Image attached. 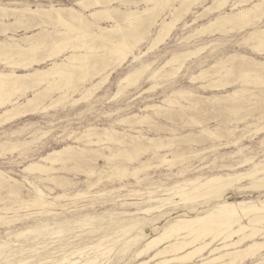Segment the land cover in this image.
Masks as SVG:
<instances>
[{
    "label": "rangeland",
    "instance_id": "374dc122",
    "mask_svg": "<svg viewBox=\"0 0 264 264\" xmlns=\"http://www.w3.org/2000/svg\"><path fill=\"white\" fill-rule=\"evenodd\" d=\"M184 1L176 0L173 3H170V0H154L152 2L145 0L113 1L110 6L106 7L118 9V13L112 12L111 15L118 18L123 27V31L119 34L114 35L113 32L107 34L108 37L106 39L113 38V41H117L122 35L128 34L127 22L124 21L120 11L138 10L142 12L153 6V10L150 12L152 18L148 24L154 22V25L147 30L146 24L132 33L133 35L144 34L145 37L134 49L133 53L135 55L140 52L146 53L141 55V58L137 61H133L132 55H128L129 57L127 56L128 58L117 67L116 56L110 55V46L103 40H91L89 45L94 50L90 53L96 52L95 56L88 60L85 69L74 71L76 80L75 78L71 80L67 77L48 78L47 81L40 84L37 88L43 98L41 97V102L37 106L38 110L34 111L35 113L18 116L4 125H0V147L2 148V150L0 149V172L18 182L15 187L19 190L17 197L9 196L11 199L7 197L8 195L4 190H0V216L2 217L0 219V244L5 243L7 246L0 249V264H5L4 259L6 256L8 257V254L9 256L12 254V252L9 253L11 249L13 250V255L10 258L13 259V263L26 261V264H40L39 261L43 260L46 264H53V262L60 260L62 257L73 253L70 257L80 261L97 255V262L94 264H139L148 260L149 254L146 255L147 257L143 255L135 258L136 252L144 246L147 240L157 236L161 227L170 223L175 217L194 216L214 205V201L210 200L209 202H202L203 204L201 205L188 204L183 206V204H180L166 214H161L163 212L139 214L137 206L145 208L149 205L148 202L141 200L146 196V193L155 192L156 194H162L165 191L164 188L167 189L174 182L193 180L198 176L205 178L215 174H231L234 171H244L250 167L249 164H240L246 159H250L251 162L254 160V162H259L264 159V72H257V69L253 66L255 61L264 62V44H260L250 38L252 30L264 29V15H262L264 6L246 20L232 26L230 30L222 29L212 34L199 36L195 33L196 29L207 25L217 12L204 10V7L212 5V0L196 3L191 6L190 13L188 12L179 24L173 28L174 30L171 31V35L166 41L148 50L150 40L155 34L158 25L162 20H167L169 12L174 10V7H179ZM233 1L229 0L220 12L230 13V5ZM76 2L77 0H0V8H10L16 3L15 5L19 8L29 7L35 10L46 8L51 3L55 8L73 7L78 10L80 8H78ZM244 5L251 6L252 4L251 2L249 4L247 0ZM92 9L83 10L84 16H88ZM198 15L200 16L198 17ZM14 17L9 16L2 21L4 24H10L5 34H1L5 29L3 28L5 25L0 24V40H6L8 36L14 38L28 36L30 38L27 41L34 38L32 41H36L39 44L42 41L43 44L47 40L49 41L48 38L42 37L45 29L53 30L52 25L46 24L48 22L46 18L38 21L39 25L32 27L27 22L15 24ZM195 18L197 19L193 22ZM94 22V32H98V27H110L113 25V20L104 16L98 17ZM184 23L188 24V26H184ZM54 28L57 30L61 29L59 25ZM69 35L71 36V34ZM61 36H54V39ZM63 38L64 36L56 40L59 41ZM72 42V44H78L76 40ZM48 49L39 48L35 51L36 53L31 54L39 59L49 53L47 52ZM185 51L193 52V54L188 55L187 60L179 71H174V66L177 65V62L165 65L172 56ZM232 56H235L234 60L224 63V61L231 59ZM7 58L21 60L27 58V56L6 57L0 55V71L8 69L2 63ZM49 63L46 62L40 67H48ZM142 65L147 67L139 71L138 69ZM230 66L232 68H229ZM204 70L209 72L208 77H197L191 80L192 76H196ZM16 72L21 74L26 72V70L16 69ZM108 72H111L110 77L104 81ZM134 72L132 79L135 80L133 82L128 85L126 83L120 84L127 75ZM154 73L155 75L153 76ZM79 77L86 78L80 81ZM211 79L213 83H211L210 87L202 88L200 86L202 83H209L212 81ZM97 83H99V87L95 91H92V93L86 91L91 85ZM103 83L104 85H101ZM55 84L56 86H54ZM0 85H2L1 81ZM44 88L49 89L48 92L44 91ZM0 90H2L1 86ZM233 91L237 93L231 98H227V94ZM31 94L32 91L29 89L25 95L29 96ZM24 98L25 96H21L19 92H11L8 95V100L10 101L17 99L19 102H23ZM83 103L87 105L85 106ZM7 104L9 105V103ZM21 131L22 133H20ZM42 132L43 134H41ZM48 132L50 133L48 134ZM105 132L113 135L116 140L119 139L117 142L120 143H113V139L110 142L102 140V144L100 142L96 144L97 135L99 139H104L103 134ZM135 137L136 139H134ZM3 138L5 139L3 140ZM88 138L97 146L93 143L90 145ZM149 140H156L162 143L163 146L150 149ZM5 142L6 144H4ZM15 144L18 148H14ZM69 146L72 147L73 153L76 155L81 153L84 157L77 161L64 159L63 163L54 164L52 166L54 170L51 171L55 174L49 171L47 172L48 174L45 173L47 176L44 173L35 174L33 172V174L29 173V175L23 171L25 166L34 163L46 164L45 166L50 167L48 162L44 163L41 159L54 151ZM24 147L25 149H23ZM25 150L27 151L25 152ZM153 152L155 155H153ZM119 153L120 155H118ZM138 154L141 155L137 156ZM129 155L134 156L131 161L127 158ZM164 155L168 160L176 155L182 156L183 159L171 167L159 165L155 168L158 165V158L156 157ZM123 156L126 157L124 158ZM152 161L153 164H151ZM141 164L149 165L150 167L147 171L138 173L139 183L132 179L131 174L133 169ZM72 168L74 172H72ZM120 168H123L125 172L121 176H117V170ZM181 168L186 170L184 174L175 176L174 174ZM55 169H58V171ZM101 171L104 172L102 173ZM40 174L44 176L41 177ZM99 174L104 177H101V175L99 177ZM114 176L116 178H112ZM25 177L44 193L46 200H52L53 205L50 207H54L53 209L50 207L48 209L28 208L25 209L26 212L23 209L17 213H12L13 202L19 199L28 200L26 198H29L30 193L33 191V188L25 182ZM50 178H54V181L50 180ZM62 179L65 183L61 182ZM85 181L89 185H86ZM61 184L64 186L62 187ZM76 193L86 194L81 197H75ZM62 194H65L67 198H61L60 201L57 199L58 202L55 200L56 204L54 197ZM227 194L234 195V192L230 190ZM74 197L77 199H74ZM254 197L255 195H237L234 198L239 200L243 198L254 199ZM10 202L12 205H10ZM121 203H127V207L121 206ZM142 203L145 204L142 205ZM5 204L8 205L6 206ZM16 219L21 221L18 222ZM5 220H10L11 222L5 224ZM17 234H22V236L16 238L15 235ZM94 246H96V249ZM260 255H262L261 258L259 257ZM260 255L257 256L259 261L264 258V252H261ZM204 256H208V253H204ZM198 260L199 258H195L192 262L198 263ZM254 261L256 262V260H247L243 263L256 264Z\"/></svg>",
    "mask_w": 264,
    "mask_h": 264
},
{
    "label": "bare ground",
    "instance_id": "6f19581e",
    "mask_svg": "<svg viewBox=\"0 0 264 264\" xmlns=\"http://www.w3.org/2000/svg\"><path fill=\"white\" fill-rule=\"evenodd\" d=\"M46 1H50V0H46ZM113 1H115V0H77L76 5H78V8H80L78 10L73 8V7L55 8L51 3L46 8L35 9V10H33L29 7L19 8L15 5L16 3H14V6L12 5V7H10V8L9 7H1L0 8V24L5 25V27L3 26V28H5V29L4 30L2 29L3 31L1 32V34H5L6 31L9 29L10 24H6V23L4 24V22H2L4 19L6 20V17H9V16H15L14 17L15 18V21H14L15 24H21L22 22H27V23L31 24L32 27H34L36 25H39L38 21H41V20L46 18L48 20V22L46 24L53 26L52 31L45 29L44 33L42 34L43 38L45 37V38L49 39V41L47 40V42L44 44H43V41L41 44L37 43L36 41H32L34 38L30 41L29 40L27 41V39L30 38L28 36H21L18 38L8 36L6 40H0V55L6 56V57H9V56L10 57H26L27 56V58H24L21 60H19V59L18 60L17 59L11 60V58H7L6 60H3V62H2L6 66V68H8V69H6L4 71H0V81L2 82V85H0L2 87V90H0V97H1L0 98V109H1V111H0V120H1L0 125H4L6 122L15 119L18 116L28 115V114H31L32 112H34L37 109L38 104L41 102V97H42L39 94L37 88L40 84L47 81L48 78L52 77L53 79H57V78H61V77H67V78H70L71 80H72V78L73 79L75 78V80H76V77L74 76V71L77 69L78 70L79 69H82V70L85 69L87 66L88 60L91 59L93 56H95L96 52L90 53L92 50H94V48L90 47V45H89V41H91V40H96V39L97 40H103V42H105L107 45L110 46V55L116 56V66L117 67H119L126 60V58L129 57L128 55H132L133 61H137L141 58V55H144L146 53V52H143V53L140 52L138 55H135L133 53L134 49L145 39V37H144V34L138 33L137 35H133L132 33L135 32V30L137 28L145 26L146 24H147V30L149 29L150 26L154 25V22L153 23L151 22L150 24H148V22L152 18V14H150V12L153 10V6L150 8L148 7L147 9H145L142 12L138 11V10L120 11L124 21L127 22L126 28H127L128 34L122 35L121 37H119V39L117 41H113L112 40L113 38L106 39V37H108L107 34H111L113 32V34L116 35V34H119L120 32L123 31V27L121 26L122 24H120L119 19L111 15L112 12L118 13L117 12L118 9L115 7H106V6H110ZM145 1L152 2L154 0H145ZM170 1H171L170 3H173L176 0H173V1L170 0ZM202 1H204V0H185L182 4H180L179 7H174V10H171L169 12V18L167 20H162L161 23L158 25V27L155 31V34L153 35V37L150 40V47H148V50H151L154 47H156L159 44H162L164 41H166V39L169 37V35H171L170 34L171 31L174 30L173 28H175V26L178 25L179 22L191 10V6L196 4V3H200V2L202 3ZM228 1L229 0H212V5H210L208 7H204V10H208L209 12H213V11L215 12L216 11L217 14L209 21V23L207 25L201 27L200 29H196L195 33H197V35L200 36L203 34H212L216 31H220L222 29H229L230 30V29H232V26L238 24L241 21L246 20L250 15H252L254 12L260 10V8L264 6V0H256V1L255 0H248L249 4H250V2L252 4L251 6L244 5V4H246L247 0H234L233 3L230 5V8H231L230 13L220 12L221 9L227 4ZM1 6H2V4H1ZM43 7H45V6H43ZM88 8H93V9H92V11H90V14L88 16H84L83 10H87ZM233 10L234 11L236 10V12H234ZM262 15H264V11H263ZM101 16L102 17L104 16V17H107V18L113 20V25H111L110 27H98V32H94L93 31V26L95 25L94 20L97 19L98 17H101ZM199 16L200 15H198V17ZM120 18H121V16H120ZM196 19L197 18H195L193 20V22H195ZM56 25H59L61 27V29L60 30L55 29L54 27H56ZM184 26H188V24L184 23ZM69 34H71V36ZM250 34L252 35L250 37L252 40H256L258 43L264 44V29H262V28L261 29H254L250 32ZM57 35H62V36H64V38L60 39L58 41L56 39H59L62 36L54 39ZM75 40L78 43L76 45L72 44L73 43L72 41H75ZM105 40H107V41H105ZM44 41H46V40H44ZM49 46H51V47H49ZM43 47L49 48L47 51L49 53L47 55H45L44 57L39 58V59L32 56V54H34V52L36 50H38L39 48H43ZM30 54H31V56H29ZM189 54H193V52L185 51V52H181L180 54L174 55L165 63V65H170L172 63L177 62V65L174 66V71L177 72L184 65L185 61L187 60L186 58L188 57ZM2 58L4 59V57H2ZM234 58H235V56H232L231 59L224 61V63L231 62L232 60H234ZM46 62L47 63L50 62L48 67L45 66V67L41 68L40 66L42 64H45ZM253 64H254L253 66H255V69H257V72H264V62L255 61ZM36 66H39V67H36ZM146 67L147 66L142 65L140 67V69H138V70L139 71L143 70ZM229 68H232V66H230ZM238 68H240V67H238ZM16 69L24 70V71L26 70V72L19 74L18 72H16ZM135 72L131 73L130 75H127L121 81L120 84L126 83L128 85L130 82H133L135 79H132V77L135 74ZM110 74H111V72H108L104 81L108 77H110ZM208 74H209V72L207 70L201 71L198 75L192 76L191 80H194L197 77H208ZM259 74H262V73H259ZM154 75H155V73L153 74V76ZM85 78L86 77H79V80L83 81V80H85ZM211 83H213V80L207 84L202 83L200 86L202 88L210 87ZM97 84L91 85L90 88L86 89V91L92 93V91H95L99 87V83H97ZM101 85H104V83ZM54 86H56V84ZM49 87H50V85H49ZM29 89L32 91V94L29 96H26L25 94H26L27 90H29ZM48 90L49 89L44 88V91L48 92ZM98 90H100V89H98ZM11 92L12 93H14V92L18 93L19 92L21 94V96H25L24 101L19 102L17 99L14 101L8 100V95ZM179 93H181V92H179ZM236 93H237L236 91L229 92L227 94V98H231ZM7 103H9V105ZM86 103H87V100H86ZM6 104H7V106H5ZM83 104H85V103H83ZM86 105L87 104H85V106ZM105 116H107V115H105ZM49 126H50V124H49ZM45 127H46V125H45ZM27 129H29V128H27ZM89 129L91 130V128H89ZM261 129H258V130H261ZM31 130H32V128H31ZM92 130H93V128H92ZM97 130H99V129H97ZM85 132H87V131H85ZM102 132H103V130H102ZM113 132H115V131H113ZM20 133H22V131ZM49 133L50 132H48V134ZM203 133H204V131H203ZM34 134H36V133H34ZM41 134H43V132ZM137 134H138V132H137ZM89 135H91V134H89ZM83 136H86V135H83ZM88 136H86V137H88ZM10 137H12V136H10ZM13 137H15V136H13ZM97 137H98L97 141L95 142L96 144H98L99 142L101 143L102 140H106V141L110 142L113 139H114L113 143L114 142L120 143V142H117V140H119V139L116 140L115 137H113V135H111L109 133L107 134L106 132L103 134L104 139L103 138L99 139L98 135H97ZM5 138H3V140ZM31 138H34V137H31ZM0 139H1V137H0ZM18 139H20V138H18ZM41 139H42V137H41ZM67 139H69V138H67ZM88 139H89V143L91 145V143H93V142L90 141V138H88ZM134 139H136V137ZM55 141H57V140H55ZM139 141H141V140H139ZM139 141H138V144H139ZM38 142H39V140H38ZM38 142H35V143H38ZM67 142H69V141H67ZM74 143H75V140H74ZM4 144H6V142ZM40 144H41V142H40ZM96 144H94V145H96ZM235 144H236V142H235ZM7 145L9 148L8 143H7ZM30 145L32 146V144H30ZM2 146H3V143H2ZM20 146H22V145H20ZM27 146L29 148V144ZM87 146H89V145H87ZM162 146H163V144L156 141V140H149V148L150 149H155V148H159ZM167 146H169V144H167ZM11 147H12V145H11ZM16 147L18 148V146H16V144H15L14 148H16ZM90 147H93V146H90ZM236 147H237V145H236ZM137 148H139V147H137ZM0 149L2 150L1 147H0ZM23 149H25V147ZM72 150L73 149L70 146L64 147L62 149L54 151V152L48 154L47 156L43 157L41 159V161L44 163L48 162L50 167L45 166L46 164L43 165L40 163H34V164H29V165L25 166L23 171L27 174H29V173L31 174L32 172L35 174L36 173H44L45 174L49 171L52 173L53 171H51V170H54L52 167L54 164H58V163L61 164V163H63L64 159H67L70 161H77V160L84 157L83 155H81V153H80V155H76L75 153L72 152ZM146 150H148V149L146 148ZM26 151L27 150H25V152ZM33 152H35V151H33ZM92 152H90V153H92ZM108 152H109V150H108ZM154 152H156V151H154ZM154 152H153V155H155ZM215 152H216V150H215ZM93 153H96V152H93ZM116 153H117V151H116ZM121 153H123V152H121ZM118 155H120V153ZM140 155L141 154H138L137 156H140ZM127 158L131 161V159L134 158V156L129 155ZM156 158H158V165L155 166V168H157L159 165H161V166L168 165L169 167H171L172 165H174L175 163H177L183 159V157L180 155L179 156L178 155L173 156L172 159H170V160H168L165 157V155L160 156V157H156ZM60 161H62V162H60ZM254 161L251 162L250 159H246L245 161L240 163V164L245 163V164L250 165V167L244 171H241V170L240 171H234L231 174L230 173L215 174V175L207 176L205 178L198 176V177L194 178L193 180H185L183 182H174L171 185L169 184L170 186L167 187V189L164 188L165 191H163L164 193H162V194H156L155 192L146 193V196L143 197L141 200L143 202H146V203L148 202L149 205H147V207H145V208H143L141 206L140 207L137 206V209L140 212L139 214H154V213H159V212H163L161 214H166L168 211L173 210L174 207H177L180 204H183V206L188 205V204L201 205V204H203L202 202H204V201L209 202L210 200L214 201L213 202L214 205H213V207L208 208L204 211H201L200 213H198L194 216L175 217L170 223L161 227L160 232L157 234V236L152 237L149 240H147V242L144 244V246H142L136 252L135 258L141 257L143 255L146 256L147 254H149L148 260L140 262L139 264H169V263H174V262L180 263V264H242L243 262H245L247 260H256V262L254 261L256 264H264V258L260 259V261L257 260V256L260 255L261 252H264V159L259 161V162H254ZM151 164H153V161ZM71 165H73V164H71ZM239 166H242V165H239ZM149 167H150L149 165H145V164H141L140 166L135 167L133 169L132 174H131V176L133 177L132 179H135L137 182H139V177L137 176L138 173L141 171H147V169ZM237 168H239V167H237ZM115 169H116V167H115ZM234 169H236V168H234ZM64 170H65V168H64ZM73 170L74 169L72 168V172H74ZM108 170H110V169L108 168ZM167 170H169V169H167ZM2 171H4V170H2ZM56 171H58V169ZM117 171H118L117 176H121V174L123 172H125V170H123V168H120ZM185 171H186L185 169L181 168L174 175L175 176H181L182 174H184ZM65 173L67 174V172H65ZM197 174H198V172H197ZM200 174H202V173H200ZM56 175H58V174H56ZM100 175L101 174H99V177H100ZM42 176H44V175L42 174L41 177ZM102 176L103 175H101V177ZM123 177H121V178H123ZM112 178H116V177L114 176ZM24 180L26 183H28V186L33 188L32 189L33 191L31 193L28 191L30 193V195H29V198L25 197L26 199H28L26 201L21 200V199H19L18 201L14 200L15 202H13V206H12L13 209H11L12 213H17L18 211H20V210L22 211L23 209L25 211V209H28V208L48 209V207L53 205L52 200L51 201L46 200L44 193L39 188H37L34 183L28 181L26 177ZM50 180L54 181V178H50ZM68 180H66V181H68ZM171 180H172V178H171ZM31 181H32V179H31ZM38 182L41 183L40 181H38ZM43 182H45V181H43ZM47 182H48V180H47ZM55 182H57V181H55ZM61 182H63V179ZM11 183H13V184H11ZM16 183H18V182H16L11 177L0 172V190H4L6 192V194L8 195L7 197H9V196L10 197H17L19 195V190L16 189V187H15ZM48 183H50V182H48ZM63 183H65V182H63ZM84 183H86V185H89V184H87L86 181ZM51 184H52V181H51ZM56 184H58V183H56ZM99 184H100V182H99ZM61 185H59V186H61ZM66 185H67V182H66ZM18 186H19V184H18ZM63 186L64 185H62V187ZM56 187H58V186H56ZM68 187H70V186H68ZM94 188H96V187L94 186ZM60 189H62V188H60ZM88 190H90V189H88ZM230 190H232L234 192V195L233 194L232 195L227 194V192H229ZM64 191H66V190H64ZM52 193H54V192H52ZM85 194H83V193L77 194L76 193V195L75 194L74 195H75V197H81ZM133 195H132V197H133ZM138 195H140V194L138 193ZM237 195H247V196L255 195V197H254V199L243 198V199L238 200V199L234 198ZM111 196H113V195H111ZM75 197H74V199H77ZM98 197H100V196H98ZM61 198H67V196L65 194L64 195L63 194L62 195H56L54 197V202H55V200L57 201V199H59L58 201H60ZM16 200H17V198H16ZM57 202H55V203L57 204ZM126 204L127 203H124V204L121 203L120 205L125 207ZM143 204H145V203H142V205ZM10 205H12V203ZM191 207H194V206H191ZM53 208H51V209H53ZM6 210H8V209H6ZM6 210H4V211H6ZM77 210H79V209H77ZM74 211H76V210H74ZM47 214H49V213H47ZM47 214H45V215L47 216ZM51 214H52V212H51ZM136 214H138V213H136ZM61 216H62V214H61ZM5 217H8V216H5ZM34 217H32V218H34ZM36 218H37V216H36ZM0 219H2L1 216H0ZM19 221H21V220H19ZM4 222L6 224V223H9L11 221L5 220ZM13 222H15V221H13ZM5 224H2V225H5ZM8 226H6V227H8ZM1 228H2V226H1ZM3 228H4V226H3ZM43 231H45V230H43ZM46 232H47V230H46ZM61 232H63V231H61ZM52 233H54V232H52ZM19 236H22V234L15 235L16 238ZM114 241L116 242V240H114ZM6 247L7 246L5 245V243L0 244V249L6 248ZM94 247L96 249V246H94ZM94 247H91V248H94ZM11 250L9 251V253L12 252L11 255H13V250L12 251ZM204 253H208V256H204ZM76 254H77V252H76ZM11 255L9 256V254H8V257L6 256V258L4 259L5 264H26V261L20 262V263H18V262L13 263L12 262L13 259L10 258ZM72 255H73V253H71L69 256H64L60 260L53 262V264H55V263H58V264H94L95 262H97V257H98L97 255L93 254L94 256L87 257L86 259H83L80 261L79 259H75L73 257H70ZM259 257L261 258L262 255H260ZM195 258H199L198 263L192 262V261H194ZM81 259H82V257H81ZM41 261H42V264L45 263V262H43V260H41ZM41 261H39L40 264H41Z\"/></svg>",
    "mask_w": 264,
    "mask_h": 264
}]
</instances>
